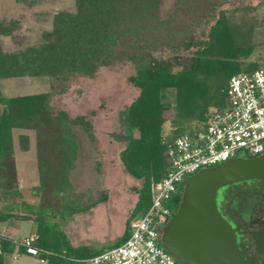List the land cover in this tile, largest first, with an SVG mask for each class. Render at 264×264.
<instances>
[{
	"label": "trees",
	"instance_id": "16d2710c",
	"mask_svg": "<svg viewBox=\"0 0 264 264\" xmlns=\"http://www.w3.org/2000/svg\"><path fill=\"white\" fill-rule=\"evenodd\" d=\"M73 1L74 12L55 13L51 29L42 32L38 44L5 52L0 42V81L46 78L51 85L50 91L15 97L3 96L0 88V224L30 222V235L37 236L35 245L52 253L41 256L47 264H82L74 260L89 258L106 248L72 246L56 221L87 210L66 200V193L71 188L69 174L78 155L74 127L80 126L90 138L93 136L89 133L91 124L84 116L71 118L64 111L54 112L51 99L65 92L64 85L71 77H91L109 65L116 47L126 40L152 33L165 24L159 20L162 0ZM254 25L222 10L210 26L206 40L196 44V50L183 59L181 69L176 71L169 60L156 58L149 51H132L127 55L134 65V74L128 80L138 95L126 109L127 139L118 158L125 172L142 184L115 245L128 236L130 221L149 208L153 186L168 170L162 144L164 113L172 109L174 122L181 124L174 134H192L213 112L225 106L231 76L264 64V59L261 63L245 64L256 45ZM16 27V21H0V37L10 36ZM169 93L173 94L172 102ZM13 130L34 132L38 186L33 190L43 198L36 207L6 204L7 199L22 196L15 169ZM18 139L21 150L27 152L29 136L23 133ZM181 191L182 186L168 202L171 216L177 211ZM49 200L55 204L51 205ZM0 238V264H5L6 256L25 254L11 239L1 234Z\"/></svg>",
	"mask_w": 264,
	"mask_h": 264
},
{
	"label": "rangeland",
	"instance_id": "374dc122",
	"mask_svg": "<svg viewBox=\"0 0 264 264\" xmlns=\"http://www.w3.org/2000/svg\"><path fill=\"white\" fill-rule=\"evenodd\" d=\"M74 10L73 0H0V21L17 22L10 36L0 37L3 51L15 52L38 44L42 32L51 29L55 13ZM222 10L255 23L253 42L256 45L245 64L261 63L264 59V0H162L159 20L165 24L152 33L126 40L116 47L109 65L91 77H71L64 85L65 92L52 97L54 112L64 111L71 118L84 116L92 127L89 133L93 138L80 126L74 127L78 155L75 168L69 174L71 188L66 193V200L87 210L63 221L56 219L72 246L100 249L115 245L123 234L142 184L125 172L118 158L127 139L126 109L138 95V90L128 80L134 74V65L127 55L132 51H149L156 58L169 60L174 71L179 70V64L193 54L196 44L206 40L210 26ZM259 67L264 68V64ZM0 88L3 96L15 97L47 92L51 85L46 78H25L1 80ZM168 99L173 101L172 93L168 94ZM164 118L163 134H174L181 126L174 122V111H166ZM23 133L29 136L27 152H23L19 144V135ZM34 141L33 131L13 130L15 169L22 196L9 198L6 204L14 202L36 207L43 202L41 195L33 190L38 186ZM50 204L55 203L50 201ZM2 206L3 201H0V208ZM140 216L137 214L134 218ZM29 230L30 223L20 221L9 226L8 233L24 238ZM5 264L40 263L35 257L15 254L6 256Z\"/></svg>",
	"mask_w": 264,
	"mask_h": 264
},
{
	"label": "built area",
	"instance_id": "2783aa9c",
	"mask_svg": "<svg viewBox=\"0 0 264 264\" xmlns=\"http://www.w3.org/2000/svg\"><path fill=\"white\" fill-rule=\"evenodd\" d=\"M168 170L153 186L149 208L129 223L128 236L119 245L74 260L82 264H181L163 247L162 230L171 216L168 202L185 180L202 169L229 160L264 155V68L233 75L228 80L225 106L213 112L192 134H163ZM1 239V238H0ZM36 235L12 240L25 254L47 264L52 255L35 245Z\"/></svg>",
	"mask_w": 264,
	"mask_h": 264
},
{
	"label": "water",
	"instance_id": "95a60500",
	"mask_svg": "<svg viewBox=\"0 0 264 264\" xmlns=\"http://www.w3.org/2000/svg\"><path fill=\"white\" fill-rule=\"evenodd\" d=\"M246 183H264V155L238 157L187 178L176 214L162 230L164 249L181 264H246L234 235L238 226L221 214L228 192Z\"/></svg>",
	"mask_w": 264,
	"mask_h": 264
},
{
	"label": "flooded vegetation",
	"instance_id": "af4514ba",
	"mask_svg": "<svg viewBox=\"0 0 264 264\" xmlns=\"http://www.w3.org/2000/svg\"><path fill=\"white\" fill-rule=\"evenodd\" d=\"M221 208L222 216L238 226L234 235L245 263L264 264V183H246L230 190Z\"/></svg>",
	"mask_w": 264,
	"mask_h": 264
},
{
	"label": "crops",
	"instance_id": "0c3cea01",
	"mask_svg": "<svg viewBox=\"0 0 264 264\" xmlns=\"http://www.w3.org/2000/svg\"><path fill=\"white\" fill-rule=\"evenodd\" d=\"M8 229H9V226H6V224H0V232L3 234V236H5V237H7L9 239H12V240L23 239V238H15V237H13L10 233H8ZM30 232H31V223H30L29 233H28V235L26 237H28L31 234ZM26 237H24V238H26ZM15 254L16 255H23V254H17V253H14L13 255H15Z\"/></svg>",
	"mask_w": 264,
	"mask_h": 264
}]
</instances>
